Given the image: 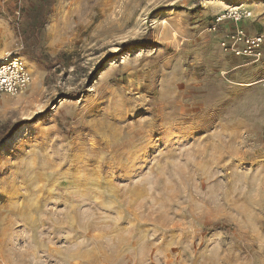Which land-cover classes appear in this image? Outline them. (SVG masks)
I'll return each instance as SVG.
<instances>
[{
  "label": "rangeland",
  "instance_id": "rangeland-1",
  "mask_svg": "<svg viewBox=\"0 0 264 264\" xmlns=\"http://www.w3.org/2000/svg\"><path fill=\"white\" fill-rule=\"evenodd\" d=\"M36 2L0 0V56L27 54L32 76L0 93V125L18 124L0 264H264V42L234 85L213 50L233 24L209 31L238 7L264 36V0H51L38 31Z\"/></svg>",
  "mask_w": 264,
  "mask_h": 264
},
{
  "label": "built area",
  "instance_id": "built-area-1",
  "mask_svg": "<svg viewBox=\"0 0 264 264\" xmlns=\"http://www.w3.org/2000/svg\"><path fill=\"white\" fill-rule=\"evenodd\" d=\"M251 16L248 9L229 7L216 15L209 26V31H215L223 22L230 20L233 27L222 35L221 47L237 55L248 56L257 61L262 56L261 47L264 36L248 34L241 27V22ZM32 80V76L24 59L15 50H6L0 56V93L16 95Z\"/></svg>",
  "mask_w": 264,
  "mask_h": 264
},
{
  "label": "crops",
  "instance_id": "crops-1",
  "mask_svg": "<svg viewBox=\"0 0 264 264\" xmlns=\"http://www.w3.org/2000/svg\"><path fill=\"white\" fill-rule=\"evenodd\" d=\"M14 32V28L9 26L4 19L0 20V51L6 46L11 47L15 44ZM213 50L218 55L217 61L219 64L217 66L221 69L220 71L229 72V80H227L229 83L247 85V82L255 78L254 68L252 66L248 67L253 62H247V57L237 55L231 51H224L223 49L214 48ZM24 56L29 59L27 54H24ZM24 56L22 58H25ZM246 66L247 68H244Z\"/></svg>",
  "mask_w": 264,
  "mask_h": 264
},
{
  "label": "trees",
  "instance_id": "trees-1",
  "mask_svg": "<svg viewBox=\"0 0 264 264\" xmlns=\"http://www.w3.org/2000/svg\"><path fill=\"white\" fill-rule=\"evenodd\" d=\"M197 1V0H196ZM51 5V0H37L36 3L29 5V7L26 8V18L29 24L28 26L30 29L37 30L42 29L44 26V20L46 15L49 13V7ZM150 41V38L148 34H144L141 38H137L135 40H126V44L130 43H147ZM20 124V123H19ZM18 126V124L12 125L11 127H8V124H2L0 125V142L3 141L6 136L10 135L15 128Z\"/></svg>",
  "mask_w": 264,
  "mask_h": 264
},
{
  "label": "bare ground",
  "instance_id": "bare-ground-1",
  "mask_svg": "<svg viewBox=\"0 0 264 264\" xmlns=\"http://www.w3.org/2000/svg\"><path fill=\"white\" fill-rule=\"evenodd\" d=\"M236 1H240V0H236ZM4 102H5V103H11V101H8V100H5ZM17 103H18V102H17ZM24 126H26V125H24ZM17 133H19V131H18Z\"/></svg>",
  "mask_w": 264,
  "mask_h": 264
}]
</instances>
